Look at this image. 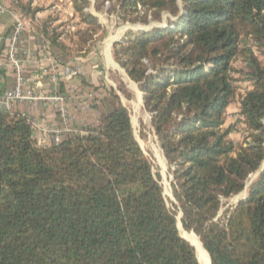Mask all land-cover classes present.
Segmentation results:
<instances>
[{"label":"trees","instance_id":"trees-1","mask_svg":"<svg viewBox=\"0 0 264 264\" xmlns=\"http://www.w3.org/2000/svg\"><path fill=\"white\" fill-rule=\"evenodd\" d=\"M13 2L31 19L41 11L33 0ZM73 5L80 17L75 32L70 21L56 25L50 15L40 34L52 49L77 57L95 49L94 32L103 28L91 6L148 26L170 15L164 27L130 31L112 54L143 94L175 203L168 206L131 111L115 93V109L91 134L59 146L38 144L22 114H0V264H200L179 233L181 213L183 229L199 238L212 264H264V60L253 50L264 48V0ZM236 75L251 85L240 98L242 143L225 128ZM258 172L246 198L217 219L223 201L241 194Z\"/></svg>","mask_w":264,"mask_h":264},{"label":"rangeland","instance_id":"rangeland-1","mask_svg":"<svg viewBox=\"0 0 264 264\" xmlns=\"http://www.w3.org/2000/svg\"><path fill=\"white\" fill-rule=\"evenodd\" d=\"M34 1L36 2L34 7L39 8L41 10L40 13L43 10H47L46 14L41 13L42 15L40 18L41 24L38 25L39 27L43 28V26L46 24L48 17L52 15L57 18L56 25H61L63 23L70 21V25L68 27L70 28L71 32H75V30L78 28L77 24L80 22V17L75 12V8L73 5V2L75 0H34ZM89 1L91 2L92 5H94L95 0H89ZM88 11L91 14H93L97 18L98 22L103 26V28L97 29L94 32L95 34L94 40L96 41L95 47H94L95 49L81 57H77L78 55L76 53L70 54L71 56L69 57L86 58L91 53H95L99 55L101 52L102 44L104 43V45L106 46L105 50H107L108 52L109 62L106 60V64H104L103 66V64L100 63L101 60H99V63L96 65V66H99L100 64V66L98 67L99 69L97 68L95 69L100 71L101 73L105 72L103 74L107 76L106 77L107 82L103 80V83L107 85L106 87L108 89H110L108 84L112 86L110 91L109 90H106V91L112 95V99L114 102H117L115 99L114 93L116 95L117 94L122 95L121 94L122 93L121 84H120L122 81L126 85V88L129 91H131V93L134 94V97L132 100L126 99V97H124L123 95L122 97L124 98L125 103L127 104V107L131 111L133 127L135 130V136L139 140L140 145L142 146L144 152L147 154V156H149L152 159L153 164H154L155 175L160 174V177H161L160 182L164 188V192L166 193V194L164 193L165 198L167 200L168 206L172 208L173 204L175 203V199L173 195L174 179L170 175L169 166L164 158L163 152L160 146L158 145L157 139L152 131L151 116L149 113L145 111L144 105H143V94L142 92H140L138 86L135 83L134 85L136 86L137 91L133 87H131L130 82L132 81H130L126 72L118 64H116V62L113 61L112 59V56H113L112 47L115 44V42L120 41L121 39L126 37V35L130 31H135V32L142 31L140 29L148 28V25L131 24V23L122 22L118 20L116 16L108 15L104 11H95V9L92 6L91 8L88 9ZM169 17L170 15L165 13L163 15V22L161 23L153 22L152 25L154 26L161 25L164 27L167 25V21ZM72 40L73 42L77 41V37ZM109 42L111 43L108 46ZM113 42L114 44L111 45ZM253 50L255 54L261 60H264V48H258V47L253 46ZM57 65H58L59 70L69 69V72H76L77 73L76 76L71 79H74L76 77L78 79L82 78L83 83L85 85L88 84L85 78L82 77L83 70L80 65L71 64V65L64 66V65H61L58 61H57ZM107 66H109L110 69H108ZM234 66L237 70H241L243 69L244 64L240 60H238ZM105 75H102L103 79ZM235 77L237 79L236 85L238 87V95H237L235 102L227 110L225 128H233V131L230 135L231 139L237 143H242L244 142L245 134H244V125L242 122L243 119L239 115L240 98L248 91V89L251 88V85L248 82H245L241 75H236ZM71 93H74V91H71ZM66 96L68 98L67 105H69L70 100L73 99L72 97H75V96H72V95H66ZM80 104H87V102H84L83 100H81L78 103V106ZM141 135H143V137ZM156 153H158L159 155L163 157L165 165H160L161 163L158 160L157 156L155 155ZM263 168H264V164H263L262 170ZM258 175H259V172L250 177L247 183L246 189L241 194L229 200L223 201V205H222V208L219 214L217 215V219L223 222L226 212L232 209L238 203V201L246 198L248 191H249V187L255 181ZM166 187H168L169 190H167Z\"/></svg>","mask_w":264,"mask_h":264},{"label":"built area","instance_id":"built-area-1","mask_svg":"<svg viewBox=\"0 0 264 264\" xmlns=\"http://www.w3.org/2000/svg\"><path fill=\"white\" fill-rule=\"evenodd\" d=\"M40 14L31 19L20 12L13 0H0V114L19 113L17 109L25 103H31L34 108L42 104L55 107L60 119L58 126L43 127L29 113L20 114L30 122L36 141L51 137L52 145L59 146L70 136L91 134L94 129L78 130L74 127L67 96L57 91L53 93L47 87H58L77 73L69 72V69L59 70L55 57L49 52L48 41L39 34ZM29 31L39 35L37 37L42 44L39 58L33 57L22 46ZM39 63L46 66L41 70L28 71L30 65ZM8 75L13 77L12 87L6 86ZM92 106L89 103L80 104L78 109L88 112Z\"/></svg>","mask_w":264,"mask_h":264},{"label":"crops","instance_id":"crops-1","mask_svg":"<svg viewBox=\"0 0 264 264\" xmlns=\"http://www.w3.org/2000/svg\"><path fill=\"white\" fill-rule=\"evenodd\" d=\"M35 4L36 2L33 0V7L35 6ZM46 12L47 10H43L41 13L46 14ZM41 16L42 15L40 14V16L38 17L40 18ZM37 36L39 35H37L33 31H29L28 33H26V35L24 36V40L22 41L23 48L25 50H28L31 53V55L35 58L40 57L41 46H42L40 39ZM111 42L108 43V46L110 45ZM105 49L106 46L103 43L99 55L95 53H91L86 58H71L68 55H65L62 52L58 51L57 49L54 48L52 49L51 46L49 47L50 53L55 57L56 61H58L61 65L64 66L71 64L80 65L83 70L82 77H84L86 82H88V84L85 85L82 81V78L78 79L76 77L74 79L63 81L58 87L47 85V87L53 93L57 91L65 95L75 96L72 97L73 99L70 100L68 106L70 108V112L73 117L72 118L73 125L78 130L96 129L100 123L102 116L109 114L116 107V102L113 101L112 95L106 91V90L110 91L112 86L108 84L110 88L108 89L106 87L107 85L103 83V80L107 82L106 79L107 76L103 74L105 72L101 73L100 71L95 69V68L99 69L98 67L100 66V64L99 66H96L99 63V60H101L100 63H102L103 66L104 64H106V60L109 62L108 52ZM112 59L114 61L113 56ZM45 66L46 64L39 63L37 65L34 64L30 65L27 69L28 71L41 70ZM107 67L108 69H110L109 66ZM102 75H105L104 79L102 78ZM12 84H13V77L11 75H8L6 86L12 87ZM135 90H136V86H135ZM71 91H74V93H71ZM117 95L120 97L121 102L125 106H127L122 95L120 94ZM81 100L91 105L93 104V106L89 109L88 112H83L82 110L78 109V103ZM17 111L22 114L29 113L30 117L34 120H38L40 125L43 127L58 126L60 123L59 115L55 107L51 105L42 104L39 105L38 108L36 107L34 108V106L31 103H25L21 105L17 109ZM37 141L42 146L52 145L51 137L37 139Z\"/></svg>","mask_w":264,"mask_h":264},{"label":"bare ground","instance_id":"bare-ground-1","mask_svg":"<svg viewBox=\"0 0 264 264\" xmlns=\"http://www.w3.org/2000/svg\"><path fill=\"white\" fill-rule=\"evenodd\" d=\"M130 85H131V87H133L135 89V86L131 82H130ZM155 155L157 156L158 160L160 161V163H161L160 165H165L163 157L161 155H159L158 153H156ZM166 188H167V190H169L168 187H166ZM168 193H169V191H168ZM177 227H178L180 235L182 237H184L185 239L189 240L192 243V245L195 247V249L197 251V258H198L199 263L200 264H211L210 256L208 255V253L203 248V245L200 242L199 238L194 233H188L183 229L182 224H181V214L177 215Z\"/></svg>","mask_w":264,"mask_h":264},{"label":"water","instance_id":"water-1","mask_svg":"<svg viewBox=\"0 0 264 264\" xmlns=\"http://www.w3.org/2000/svg\"><path fill=\"white\" fill-rule=\"evenodd\" d=\"M154 25H151V26H148V28H143V29H140V30H144V31H149L152 27H153ZM114 44V42L111 44V45H113ZM131 81V80H130ZM138 140V139H137ZM138 142H139V140H138ZM140 143V142H139ZM239 202V201H238ZM181 221H182V213H181ZM184 238V237H183ZM185 239V238H184ZM186 241H188L191 245H192V243L189 241V240H187V239H185ZM193 246V245H192ZM195 248V247H194ZM197 252V251H196ZM211 260V259H210ZM212 264V263H211Z\"/></svg>","mask_w":264,"mask_h":264}]
</instances>
